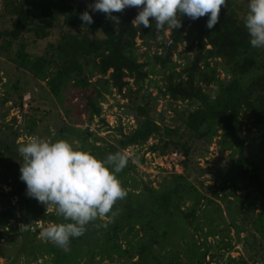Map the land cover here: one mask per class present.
Listing matches in <instances>:
<instances>
[{"label": "trees", "instance_id": "trees-1", "mask_svg": "<svg viewBox=\"0 0 264 264\" xmlns=\"http://www.w3.org/2000/svg\"><path fill=\"white\" fill-rule=\"evenodd\" d=\"M86 10L93 19L90 25L79 18ZM138 10L127 7L113 12L114 21L73 0H8L5 18L9 27L0 30V57L45 82L52 100H58L65 117L75 118L76 124L91 123L95 118L104 122L102 103L114 91L130 101L144 92L143 97L150 98L147 83L151 76L161 75L163 85L158 87L156 100L168 97L176 104H189L194 109L184 122L187 131L208 144L219 139L221 156L233 151L240 164H248L246 145L256 143L264 128V48L250 45L243 24L246 14L236 9L233 0H225L212 29L206 27L207 14L192 20L177 13L179 28L157 30L151 17L147 28L132 24ZM43 43L45 47L39 48ZM152 44L158 48L150 55ZM140 47L146 48V63L139 60ZM152 111L148 102L137 104L133 109L136 127L129 133L121 129L115 147L98 146L102 138L89 130L81 133L61 126L54 135L50 133L51 141L72 142L71 133H77L79 139L92 136L95 143L87 148L86 140L80 149L101 159L116 151L144 148L150 140L155 143L147 151L157 158L174 153L182 158L177 165L183 174L175 173L160 189L137 181L132 174L136 166L128 159L117 174L126 196L104 217L87 224L81 236L70 239L67 252L47 240L36 241L37 232L31 234V228H38L40 222L65 221L57 216L54 205L49 211L27 196L26 185L19 179V132L7 138L3 131L0 180L11 191L0 193L7 200L0 211V242L6 231H20L23 264H205L212 253L208 239L220 234L209 228L205 196L193 184L198 169L194 147L180 136V127L162 125ZM33 121L26 124L25 132L40 137L39 125ZM8 158L17 163L6 168ZM240 174L264 191L262 176H253V168ZM16 197L18 205L13 206L11 199ZM18 207L22 219H18ZM12 220L27 226L19 230L17 224L11 225ZM224 245L232 247L231 242ZM229 259L231 264H242Z\"/></svg>", "mask_w": 264, "mask_h": 264}, {"label": "rangeland", "instance_id": "rangeland-1", "mask_svg": "<svg viewBox=\"0 0 264 264\" xmlns=\"http://www.w3.org/2000/svg\"><path fill=\"white\" fill-rule=\"evenodd\" d=\"M7 1L0 0V30L9 27V20L5 18ZM73 1L76 5L89 6L93 3V0ZM233 5L243 15L247 13L248 0H233ZM169 35L170 31H167L166 39ZM137 43L138 46L141 45L140 40ZM44 47L45 43L39 45V48ZM157 48L155 44H152L150 55L156 53ZM145 52V47H140L137 51L141 63L147 62ZM150 81L151 83H147L146 86L148 93H151L150 98L143 97L144 92L140 97H133V101H130L129 97L124 98L114 91L112 95H107L106 101L102 103V120L104 122L95 118L91 123L76 124L75 118L70 121L65 117V109L60 102L52 100L45 82H39L30 74H26L0 57V130L2 131L0 136L4 137V132H7L6 137L9 138L12 132L18 131L17 151L19 144L26 143L32 138L26 134L25 129L26 124L33 118L35 120L33 122L38 123L37 130L41 134L40 137L34 135L35 137L51 141L50 133L54 135L59 127L67 126V129L70 130H80L81 133L89 130L90 133L96 134L102 138V141L97 143L98 146L115 147L120 140L121 129L123 132L129 133L136 127L137 119L133 112L135 106L148 102L153 109L152 116L157 122L172 128L180 127V136L188 140L194 147V157L198 162V169L192 179L193 184L196 190L205 196L204 209L209 214L207 217L209 228L213 229L215 233L219 232L221 237H209V248H212V253L205 264H231L229 258L242 264H264V191L255 187L249 180L250 178L240 174V172H248L250 168H253L254 174L252 175L262 176L261 180L264 185V128L259 132L260 139H257L256 143L251 145L247 143L246 145L245 156L248 164H240L238 155L233 151H227L224 156H221L219 139H215L212 144H208L204 140H196V137L191 135L184 125L188 112L194 108L187 103L176 104L168 97H159L156 100L158 87L163 85L162 76L153 75ZM72 135V143L79 149L86 140L87 148L95 143L92 136L85 135L79 139L77 133L69 134V136ZM153 143L155 140H150L144 148H129L125 152L129 160L136 166V170L132 174L137 178V181L160 189L165 181L170 180L175 173L183 174V168L177 166L182 158L179 154L174 159H171L170 156L165 157L166 159L157 158L147 151ZM153 156L156 159H153ZM177 159L179 160L176 161ZM15 163L17 160L8 158L5 163L6 168L9 166L8 164ZM0 170H2L1 166ZM138 187L142 188V185L139 184ZM2 191L7 194L11 188L3 185L0 180V193ZM18 200L17 197L12 198V205L17 206ZM208 200H212L211 203H208ZM5 201L7 200L0 197V211L2 206L6 205ZM47 209L53 211L54 206H49ZM17 216L18 219H22L19 207ZM16 224L21 230L23 222L11 221V225ZM44 226L46 224L40 222L38 228H31V234L38 233L36 239L38 242L46 240L39 235ZM205 230L208 231L207 228ZM19 234L20 231L5 232L4 240L0 242V264L24 263V256L19 254L20 249L21 251L23 249L22 236ZM228 242L232 243V247H225L224 244ZM2 255L6 257L2 258ZM119 264L130 263L123 261Z\"/></svg>", "mask_w": 264, "mask_h": 264}, {"label": "clouds", "instance_id": "clouds-1", "mask_svg": "<svg viewBox=\"0 0 264 264\" xmlns=\"http://www.w3.org/2000/svg\"><path fill=\"white\" fill-rule=\"evenodd\" d=\"M224 4L225 0H93L89 8L115 21L113 12L136 7L139 10L132 24L147 28L151 17L157 30L164 26L179 28L177 13L192 20L207 14L206 27L212 29ZM79 18L89 25L93 22L87 10ZM243 24L250 45L264 48V0H248ZM17 151L22 156L19 179L26 185L27 196L46 209L54 205L57 216L65 221L48 223L39 235L66 252L70 239L81 236L87 224L104 217L118 199L126 196L117 178L128 163L124 151L101 159L66 139L49 141L39 137L19 144ZM26 226L22 225L21 230Z\"/></svg>", "mask_w": 264, "mask_h": 264}, {"label": "built area", "instance_id": "built-area-1", "mask_svg": "<svg viewBox=\"0 0 264 264\" xmlns=\"http://www.w3.org/2000/svg\"><path fill=\"white\" fill-rule=\"evenodd\" d=\"M178 156V154L177 153H174V154H172L171 156H170V158L171 159H174V158H176ZM149 158V157H148ZM153 159H156L155 158V156H153ZM164 159V158H163ZM166 159V158H165ZM180 159V158H179ZM179 159H177L176 161H178ZM178 166V165H177Z\"/></svg>", "mask_w": 264, "mask_h": 264}]
</instances>
